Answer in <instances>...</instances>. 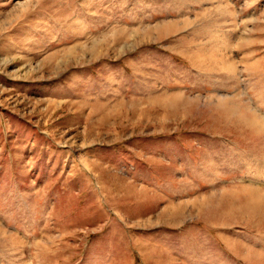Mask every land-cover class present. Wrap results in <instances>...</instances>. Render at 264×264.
Instances as JSON below:
<instances>
[{"label": "rangeland", "instance_id": "rangeland-1", "mask_svg": "<svg viewBox=\"0 0 264 264\" xmlns=\"http://www.w3.org/2000/svg\"><path fill=\"white\" fill-rule=\"evenodd\" d=\"M0 264H264V0H0Z\"/></svg>", "mask_w": 264, "mask_h": 264}]
</instances>
